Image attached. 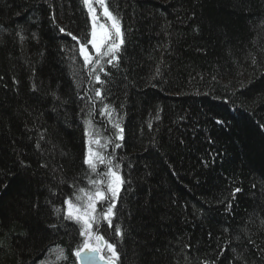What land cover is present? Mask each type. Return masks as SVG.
<instances>
[{"label": "trees", "instance_id": "16d2710c", "mask_svg": "<svg viewBox=\"0 0 264 264\" xmlns=\"http://www.w3.org/2000/svg\"><path fill=\"white\" fill-rule=\"evenodd\" d=\"M108 6L125 44L100 85L59 31L90 29L81 0H0V264H41L56 245L78 264L83 238L53 205L88 183L84 120L115 131L95 88L124 128V236L99 227L116 264H264V0Z\"/></svg>", "mask_w": 264, "mask_h": 264}, {"label": "snow or ice", "instance_id": "6c2138e0", "mask_svg": "<svg viewBox=\"0 0 264 264\" xmlns=\"http://www.w3.org/2000/svg\"><path fill=\"white\" fill-rule=\"evenodd\" d=\"M81 4L87 9L90 29L86 27L79 37L66 31L64 27H60L59 31L76 42L70 48L73 54L70 59L75 60L77 56L81 57L83 70L86 71L87 77L96 84L103 85L106 81L97 74V69L100 73L108 76L110 73L105 71L102 61L108 65L118 66L119 53L125 44V32L122 29L119 14H114V11L110 10L108 0H94V3L93 0H81ZM95 5H98L102 10L99 15ZM33 37H35V33H33ZM20 38L24 39L23 36ZM157 73H159V68H157ZM72 75L75 78L79 77L80 73L74 70ZM51 95L56 100L60 99L55 92ZM95 97L99 98L103 105L97 115L106 116L107 123L115 131L109 132L105 128L102 133L93 118L84 120L87 150L84 153L83 164L87 165L85 175L88 177V183L86 186H79L74 179L73 183L69 185L73 189L70 196L63 199L61 207L53 205V212L58 219L72 222L76 235L83 238L81 242L77 243L73 252L80 264H96L97 259L104 261V264H115V261L119 259L117 245L105 239V236L99 233V227L102 222H106L108 228H113V220L118 219L117 203L121 200L120 193L124 185L128 183L120 173V163L114 162L115 157L113 156L115 150L122 147V144L115 141L124 140V128L119 120L113 119L115 109L108 104H103L106 97L101 88H95ZM80 99L83 100L84 97H80ZM81 111L83 112L84 109ZM87 116H93L91 109L88 110ZM40 139L43 140L44 137L41 136ZM109 146L112 148L111 152L107 151ZM39 147L40 145L37 144V148ZM42 167H46V165H42ZM60 183L64 184L66 181L61 180ZM235 191L239 192L240 189L237 188ZM53 194L55 195V193ZM62 208L63 215H61ZM49 227L55 229L57 225L51 224ZM113 236L121 238L124 236V231L119 223L113 228ZM105 250L110 255H101ZM48 252L55 259L46 258L41 264H61L62 261L68 259L65 250L60 245L49 248Z\"/></svg>", "mask_w": 264, "mask_h": 264}, {"label": "rangeland", "instance_id": "374dc122", "mask_svg": "<svg viewBox=\"0 0 264 264\" xmlns=\"http://www.w3.org/2000/svg\"><path fill=\"white\" fill-rule=\"evenodd\" d=\"M93 3H94V0H93ZM96 7H97V14L99 15L100 14V12L102 11L100 8H99V6L98 5H95ZM87 10V9H86ZM86 150H87V148H86ZM98 207H99V205H98ZM106 251V250H105ZM106 255H110V253H107V251H106Z\"/></svg>", "mask_w": 264, "mask_h": 264}, {"label": "water", "instance_id": "95a60500", "mask_svg": "<svg viewBox=\"0 0 264 264\" xmlns=\"http://www.w3.org/2000/svg\"><path fill=\"white\" fill-rule=\"evenodd\" d=\"M77 261H78V264H80V261L78 258H77ZM96 264H104V261L97 259ZM115 264H116V261H115Z\"/></svg>", "mask_w": 264, "mask_h": 264}, {"label": "bare ground", "instance_id": "6f19581e", "mask_svg": "<svg viewBox=\"0 0 264 264\" xmlns=\"http://www.w3.org/2000/svg\"><path fill=\"white\" fill-rule=\"evenodd\" d=\"M84 167L87 169V165H84ZM86 185H87V184H86ZM86 185H85V186H86ZM72 191H73V190H72Z\"/></svg>", "mask_w": 264, "mask_h": 264}]
</instances>
